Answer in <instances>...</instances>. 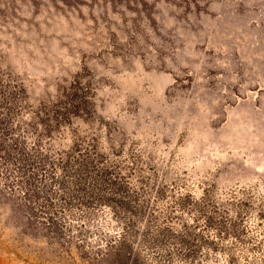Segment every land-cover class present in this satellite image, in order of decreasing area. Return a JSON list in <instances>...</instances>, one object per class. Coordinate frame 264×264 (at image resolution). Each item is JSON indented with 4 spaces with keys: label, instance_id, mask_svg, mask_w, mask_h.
I'll use <instances>...</instances> for the list:
<instances>
[{
    "label": "rangeland",
    "instance_id": "374dc122",
    "mask_svg": "<svg viewBox=\"0 0 264 264\" xmlns=\"http://www.w3.org/2000/svg\"><path fill=\"white\" fill-rule=\"evenodd\" d=\"M0 79L14 92L6 126L26 145L94 148L141 197L164 189L160 210L172 195L235 191L248 203L236 255L260 261L264 0H0ZM76 83L85 112L52 129L53 102L81 95ZM9 185L0 172V264H116L98 256L108 206L60 244Z\"/></svg>",
    "mask_w": 264,
    "mask_h": 264
},
{
    "label": "trees",
    "instance_id": "16d2710c",
    "mask_svg": "<svg viewBox=\"0 0 264 264\" xmlns=\"http://www.w3.org/2000/svg\"><path fill=\"white\" fill-rule=\"evenodd\" d=\"M73 87L81 95L64 89L53 102L52 129L85 112L87 87ZM12 96L0 79V172L18 192L28 219L51 239L60 244V239L67 244L80 239L93 211L102 205L110 208L115 228L100 231L98 256L111 255L116 264H264V255L260 261L246 257L245 262L236 255L246 242L248 203L235 191L218 197L172 195L160 210L152 201L166 198L164 189H153V200L141 197L129 189L116 165L94 148L76 142L67 149H49L46 155L36 143L26 145L21 134L6 126ZM247 242L253 249L261 248V241Z\"/></svg>",
    "mask_w": 264,
    "mask_h": 264
}]
</instances>
